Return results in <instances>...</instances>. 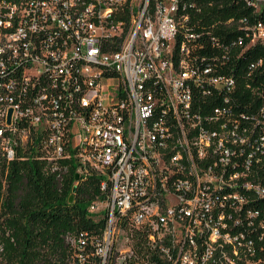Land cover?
<instances>
[{"label":"built area","instance_id":"obj_1","mask_svg":"<svg viewBox=\"0 0 264 264\" xmlns=\"http://www.w3.org/2000/svg\"><path fill=\"white\" fill-rule=\"evenodd\" d=\"M262 6L0 0V172L72 159L99 179L103 233L67 264H264L263 63L237 62Z\"/></svg>","mask_w":264,"mask_h":264},{"label":"trees","instance_id":"obj_2","mask_svg":"<svg viewBox=\"0 0 264 264\" xmlns=\"http://www.w3.org/2000/svg\"><path fill=\"white\" fill-rule=\"evenodd\" d=\"M236 3L242 6L239 16L251 11V7L243 6L241 1ZM231 9L226 8V13L233 11ZM256 17L264 23V6L256 11ZM225 33L243 35L241 31ZM258 59L263 64L256 68L250 81L264 89V42L255 41L242 48L237 62L245 69ZM247 98V93L240 96L242 101ZM59 165L61 168L52 172L45 168L43 161L32 158L13 160L7 168L2 166L0 256H3L4 264H67L66 254L80 235L101 237L105 218L95 217L88 210L100 195L98 177L87 175L76 179L72 159L61 160ZM255 205L264 208V199ZM139 244L135 237L133 246L142 251ZM147 253L144 249L142 256ZM158 264L163 263L158 261Z\"/></svg>","mask_w":264,"mask_h":264},{"label":"rangeland","instance_id":"obj_3","mask_svg":"<svg viewBox=\"0 0 264 264\" xmlns=\"http://www.w3.org/2000/svg\"><path fill=\"white\" fill-rule=\"evenodd\" d=\"M0 261H1V264H4L5 263L4 258H3L2 255L0 256Z\"/></svg>","mask_w":264,"mask_h":264},{"label":"water","instance_id":"obj_4","mask_svg":"<svg viewBox=\"0 0 264 264\" xmlns=\"http://www.w3.org/2000/svg\"><path fill=\"white\" fill-rule=\"evenodd\" d=\"M78 178V176H76V179ZM71 200V199H70Z\"/></svg>","mask_w":264,"mask_h":264}]
</instances>
